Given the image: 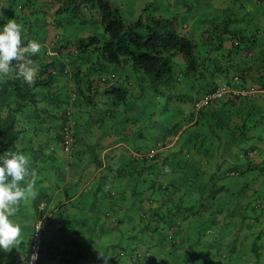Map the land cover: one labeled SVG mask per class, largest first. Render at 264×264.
<instances>
[{"label": "trees", "instance_id": "1", "mask_svg": "<svg viewBox=\"0 0 264 264\" xmlns=\"http://www.w3.org/2000/svg\"><path fill=\"white\" fill-rule=\"evenodd\" d=\"M28 1L37 3V6L31 5L25 11L24 4L17 3V0L0 1V24L15 18L23 26L24 42L36 39L42 45L37 53L29 54L38 68L37 75L31 84L18 75L15 67L0 78V155L7 150L24 152L17 150L14 145L21 136L33 130L36 133L39 124L38 116L47 110L43 104L56 98V92L50 91L54 78H61L65 82V87L75 91L79 101L77 108H80V113H83L85 117L74 131L76 141L70 153L71 158L81 162L79 169L83 174H86L90 168L100 169L95 192L104 196L98 202L94 201V205L98 204L104 214L113 212L112 216L109 214L105 216V221L99 225L100 229L116 233L120 230V226L125 225L129 220L130 216L124 214L119 216L118 210H113L114 202L125 197L122 192L112 200L116 191H120V185L123 186L121 190H127L128 197L133 200L141 195L147 194L150 197L151 194L162 192L163 194L158 196L164 198L170 195L168 192H176L181 188L179 202L182 203L185 196L190 201L198 199L205 201L206 198L202 196L203 190L205 185L208 186L210 183L207 200L213 198L211 200L214 206L209 207L211 215L210 218L207 215V221L211 220L216 227L212 228L208 224L207 227L213 229L217 237L210 242H203L200 246H197L200 243V237H197L193 241L196 243V248L189 249L184 255V260L187 261L186 257L188 259V255L193 250L199 249V251L196 250L195 257L205 264L210 263L212 256L209 244L215 247L213 256L218 255L222 239L231 232L233 223L230 216L238 214L234 211L223 212L216 199L218 200L217 197L225 186L214 183L215 178L220 179L216 172H209L206 176V171L202 169V162L207 164L208 155L213 152L211 145L217 150L221 145L224 147V143L218 144L216 139L219 141L220 138L227 136L233 142L228 145L231 147L232 144H241L242 141L253 138L251 132L257 127L264 131V98L262 96L264 94H260L262 99L259 101L228 96L199 109L191 108L186 101L193 103L206 92L212 91L219 81L231 83L234 76L237 77L235 87L243 88L254 84L259 90L264 91V38L259 40L254 35L241 34L244 30H240L241 26L237 25L242 21L234 20L230 15L213 20L205 32L197 40H193L180 33L175 15L171 17L155 15L152 11L149 12L148 7L141 10L137 19L127 23L113 0ZM72 9L75 13L85 11V14L78 16L81 25L91 23L99 26L102 38L95 34L96 30L93 28H77L76 31L69 28L66 32L61 30L54 34L60 42H52L48 51L41 36L38 35L39 29L49 31L47 29L50 26L48 27L47 20L51 19L54 29L60 30L63 12H70ZM91 9L95 10L96 15L91 13ZM86 10L90 13L86 14ZM37 15H42L46 23L41 25V28L38 27L37 32L30 31L31 21H34ZM225 43H229L226 44L229 48H225ZM135 72H142L146 76L140 78L137 74L133 76L134 81L131 82V73L135 74ZM172 87L175 91L170 90ZM99 89L102 91L101 94ZM147 91L156 94L157 97L162 96L164 92H170V94L165 96L166 102L159 107L158 114L155 112L147 114L148 118L143 129L140 127L139 120L132 121L125 114L117 118L121 112H124L118 110L121 104H126V99H130L131 102L138 101L147 95ZM170 100L174 102L168 104L167 101L170 102ZM98 104L108 106L102 109L97 107ZM130 105L134 107V104ZM143 108L151 109L152 107L145 104ZM4 109L7 112H4ZM138 109L140 111V108ZM117 111L118 115H116ZM168 111L172 113V116L167 115ZM80 113L79 117H81ZM159 114L169 119L166 127H163L164 121L160 116L155 118ZM23 120L29 121V124L22 122ZM88 123L94 124L93 129L85 130L84 126ZM185 123H189V126L182 128ZM128 127L134 131L133 134H127ZM191 128L202 132L207 131L206 137L204 135L209 140L205 149L206 153H201L198 149L199 144L194 145L193 137L187 135L186 145L191 143L194 149L193 154H189V158L182 155V151L186 149L182 147L183 144H179L180 149L176 152L166 155L157 152L149 158L150 160L140 163V171L137 173L134 171V164L137 163L134 162L131 151L128 149L135 148L143 153L146 151L143 150L146 145H148L147 148L156 147L158 142H163L168 136L175 135H178L175 141L177 143ZM94 129L96 131L91 132ZM194 135L197 138L199 134ZM141 136L144 137L140 138ZM257 138L259 145H249L238 155L239 158L245 159V168L241 173L237 172L238 175L252 171L261 155L264 160V135ZM143 141H145L144 145ZM202 143L204 144V141ZM116 144L121 146L115 148ZM163 145H165L164 142ZM117 150H123L126 154L125 160L115 164L111 159L114 158ZM26 156L33 158L34 161L46 159L44 154L38 152H31ZM223 163L224 161L221 165ZM28 169L30 174L31 168L28 167ZM217 170L220 172L221 166ZM115 179L116 188L119 190L113 188L114 194L111 195L109 182ZM175 184L177 187H174ZM109 200L111 201L108 202ZM138 203H141V199ZM161 218L165 222L164 217ZM246 218L241 217L237 221L247 220ZM146 224L148 222H145L143 228L147 226ZM105 225H108V228ZM252 225H255V234L264 232V217L260 215L252 218ZM189 236L193 238L192 235ZM135 237L137 235L132 232L118 239L125 241V238L128 240ZM148 239H150L149 236ZM43 242L44 240L40 245V264H42L44 253ZM91 246H93L92 243ZM128 246L118 241L111 242L110 248L114 252L108 256L107 264H125L127 258L119 257L118 253L129 249ZM254 248L253 246V251ZM107 250L106 247L103 258L108 255Z\"/></svg>", "mask_w": 264, "mask_h": 264}, {"label": "clouds", "instance_id": "2", "mask_svg": "<svg viewBox=\"0 0 264 264\" xmlns=\"http://www.w3.org/2000/svg\"><path fill=\"white\" fill-rule=\"evenodd\" d=\"M52 24H53L52 21L47 20V25L48 27L49 26L50 27L46 29L54 32L55 34L56 32H58V30H55ZM22 27H23L22 24L18 23L15 18L8 19L5 23L0 24V78H2L3 75L9 73L12 67H15L18 75L23 77L24 81L31 84L37 75L38 68L36 65H34L32 59H30L29 54L37 53L41 49L42 45L36 39L28 40L25 43L24 38L22 36ZM184 28L185 26L179 28V31L180 29L181 31H183L182 29ZM193 40H197V39H193ZM51 43L52 42H48L45 44L46 48H48V51L51 47ZM236 82H237L236 76L232 77L231 83L225 82L223 80L219 81L215 85V88L212 91L206 92L200 98L195 100L193 102L192 108L199 109L207 106L209 103L219 102L228 96H239V97L247 98L249 100H256V101L262 99L260 94H264V91L259 90L258 87L255 86L254 84H249V86L243 88H237L235 87ZM222 85H227L229 88H231L232 92L224 94L219 99L211 100L202 107H197V104L201 100H203L206 94L214 93L216 89L221 87ZM65 94L67 97L62 101H59V97L56 95V98H54L53 101L45 102L43 106H45L47 110H45L43 114L39 112L41 115H39L38 117H39V123L41 119H45L49 121L50 125H52V123H55L57 125L56 130L53 133V137L59 140V145L61 148L60 151L63 154V159L66 162H68L69 160L71 162H75L76 160L71 158V154H70L73 150L76 141L74 131L76 127H78V124L84 121L85 117L83 116V113H80L81 111L80 108L77 110L74 109L73 104H75L78 101L75 91L68 89L67 91H65ZM262 96L264 98V95ZM97 107L104 109L106 108V104H98ZM3 111L7 112L5 111V109ZM79 113L81 117L78 116ZM22 122L29 123V121L26 122L24 120ZM93 125H94L93 123L92 124L88 123L86 126H84V128L85 130H91L93 129ZM186 126L184 127L182 126V128H185ZM94 130L96 131V129ZM94 130H92L91 132H95ZM128 133L130 132L128 131L127 134ZM177 136L178 135L168 136L163 141L165 145H163V142L161 141L157 143L156 147L152 146L150 148H147L148 145H146V147L143 148V150L146 151H144L143 153L139 152L138 149L135 150L134 147L129 145V147L134 148L128 150L131 151V157L133 158L134 162L137 163L134 164L133 167L134 171L136 173L140 171L141 170L140 163L150 160L149 158L153 157L157 152L166 155L167 153L172 154L174 151L178 150L175 147L172 149L173 146L177 145V143H175ZM142 137L144 136H141L140 138ZM169 137H171L172 139L175 138L174 142H172V145L171 143L168 144L169 141L167 139ZM29 143L30 142H21L19 139L14 145V147H16L17 150L27 151L26 154H23L22 152L7 150L2 155H0V249L4 251H10L13 247H15L19 243V237L21 234V225L18 222H14L12 219H10V216L15 211L14 206L17 205L19 201H21L22 199H25L26 196L32 190V184L27 179L29 174V169H28L29 158L26 155L31 152H38L39 154H42L39 148L38 150L33 149V147ZM144 144L145 141H143V145ZM182 155L186 158L189 156V153L187 152V150L186 151L183 150ZM215 159L218 161L217 157ZM221 159L222 161H224L226 158L224 159L221 158ZM111 160L114 161V158ZM202 163H203L202 169L206 171V176H207V173L212 172L213 170L211 168L206 167L208 165V162L207 164H205L204 162ZM224 171H227L225 173V176L238 175L237 171L235 172L234 169L233 170L229 169ZM31 173H32V169L30 171V174ZM27 182L29 183L27 184L26 187L20 186L21 184ZM121 187L122 185L119 186V188ZM174 187H177V185L175 184ZM126 192L128 195L127 190ZM41 193H43V191H39L32 201L33 209L36 212V219L33 222V229L31 235L30 237H28L27 242L25 243L26 252L24 257V264H27L28 262L32 241L35 236L36 226H40L41 228L40 241L37 246V263H36V264H40L39 262V258H40L39 254L41 251L40 245L41 242L44 240L45 233L47 231V220L50 217V211L48 209V200L41 198L39 196ZM168 193L170 195L164 198L158 196L163 194L162 192L161 194H151L150 197H148V195L146 194L147 196L143 195L142 198L137 197V199L133 200L130 197H128V200H125L124 202L125 203L124 208L126 209L125 215L129 214L130 206H132L135 202H138L140 199H141V203L139 204L141 208V214L139 215L138 221H137L136 212L134 217H129L127 223H125V225H122L120 230L116 232L118 238H124L129 230H131L133 234L135 233V230H137L141 232L144 241L147 243V246H143L136 239V237L132 239H128L129 249H127L124 252L118 253L119 257L125 256L127 258L125 264L175 263V261L173 260H177L178 254L183 253L185 255L189 249H192L193 247L196 246V243H193L194 240L189 236L190 235L189 219L191 215L195 213L193 208L196 207V202L198 201V203H202L204 201L202 199H198L197 201L196 200L190 201L188 197L185 196V199L183 198L182 203H180L179 195L182 194L181 188L176 192L170 191ZM110 194L111 195L114 194L113 188H111ZM102 196L104 195L98 192L95 201L98 202L102 198ZM113 196L114 197L112 200L116 198L117 194ZM202 196H204V192ZM119 200L124 201L123 198ZM95 206H98L100 208L98 204ZM113 210L115 209L113 208ZM255 213L256 212H253L252 216ZM108 214L112 216L113 212H109ZM108 214L103 213L101 215L102 220L105 221ZM209 214L210 213L207 212V215L210 218L211 214L210 215ZM218 215L219 214H217V216ZM234 215L235 214H233V216ZM239 215L240 214L236 215L237 219L243 217L242 215H240L239 217ZM259 216L260 215H254L251 218L259 217ZM161 217H164L165 222L162 221ZM144 220H147L148 224H146L147 226L143 228V225L145 224L143 222ZM254 226L255 225H252V231H250V234H246V232L242 233L243 239L246 237L247 238L251 237L252 240V236L256 232ZM205 233L207 235L214 234L213 230L209 228L206 230ZM149 234L150 235L157 234V236H159L162 239V241H157L154 238L148 239V236L150 237ZM125 239L127 240V238ZM111 242L112 241H109L110 244ZM237 242H238V235L235 238V240L234 238L231 239V242L229 244L232 245L234 251H236V247L238 246ZM222 243L219 247L220 250L222 248ZM201 244L203 243L200 242L199 244H197V246H200ZM253 244L254 243L251 242L250 247H253L254 246ZM209 246L211 249L210 250L211 253L213 250L215 251V247L213 244H209ZM108 249H111L110 246L108 247ZM158 253L162 254V258H159ZM196 253L197 251L193 250L188 255V259L186 257V260L190 264L193 261L194 264L196 263V261L199 262L198 259L193 260V257L195 258L194 254ZM226 253H227L226 251L221 252L219 253V255L216 256L226 258ZM242 254L244 257L245 253ZM35 258H36V254L33 253L31 261L34 260ZM100 259H101L100 255L96 256V260L98 262L100 261ZM211 259H213V257H211ZM103 262H104L103 264H107L106 257L103 258ZM248 264L250 263L248 262Z\"/></svg>", "mask_w": 264, "mask_h": 264}, {"label": "rangeland", "instance_id": "3", "mask_svg": "<svg viewBox=\"0 0 264 264\" xmlns=\"http://www.w3.org/2000/svg\"><path fill=\"white\" fill-rule=\"evenodd\" d=\"M14 1H16V0H14ZM35 1H37V0H35ZM113 1L116 2L123 20L126 21L127 23L133 22L135 19H137V17L141 13L142 9H145L148 7L150 13H151V11H152V13H154L153 10L156 9L154 6L153 0H135V1H133V0H113ZM17 3L24 4L25 11H27L31 7V5L37 6V3L33 4L31 1H28V0H17ZM225 5H226V8L228 9V11L234 9V7L231 5V3L225 4ZM175 9L176 10H175L174 14L178 15V20L180 21V23L184 21L186 24L189 25L187 28L183 29L184 32H182L180 30L181 34L186 35L188 37L190 36L191 33H196L198 31L197 27L195 26L196 18L195 19L193 18L194 22L191 24L192 17L195 15H197V17H200V16H203L207 12V8L203 4L199 5L196 8H193L192 11L187 12V13L179 12L177 10V9H179L178 6L175 7ZM90 11H91V13L95 14V10L91 9ZM90 11L86 10V14L90 13ZM218 13L221 14L222 12H220L218 10ZM82 14H85V11H83L82 13H79V12L75 13V11L73 9L70 10V12L64 11L63 17H61V26L59 27L60 30H58V32H60L61 30L66 32V29H69V28H72L76 31L77 28L85 29L87 27V28L95 29L96 30L95 34L98 35L100 38H102V36L100 34L101 29L99 26H94L91 23H86V24L82 23V25H81V23H80L81 20L78 16H80ZM185 15L188 17L187 21H185L183 18ZM210 15L211 14H209L207 12V16H210ZM230 17L233 18L232 15H230ZM233 19L235 20L236 18H233ZM48 20L51 21V19H48ZM197 21H198V19H197ZM31 23H32V26H29L30 31L37 32V28L38 27L41 28V25L45 24L46 22L44 21V17L42 15H37L35 20L31 21ZM40 30L41 29H39L38 35L41 36V40H42V42L44 41L43 42L44 44H46L48 42H54V41L56 43L60 42L59 39L57 40V38L55 37L54 32L44 31V30L40 31ZM68 32L71 33V31H68ZM117 72H118V70H117ZM131 74H132V76L130 77L131 82L134 81L133 76H136L137 74L139 75L140 78H144L146 76L142 72H140V73L135 72V74L134 73H131ZM144 86H145V84H144ZM67 89L68 88L65 87V82L61 78L55 77L53 87L50 89V91L51 92L55 91L56 95L59 97V101H62L67 97L65 94V91H67ZM170 90L175 91V88L172 87ZM99 92L101 94L102 91L99 89ZM169 94H170V92H164L162 94V96L158 95V97H157L156 94H154L150 91H147V95L144 98L139 99L138 101L131 102L130 99H126V104H121L119 106L120 109L118 110V111L122 110L124 112H121L119 114L120 116H118L117 118H121L125 114V116L127 118H130V120H132V121L133 120H139V122L141 124L140 127H141V129H143L145 127V122L147 121V118H148L147 114H149L151 112H155L158 114L160 112L159 107L166 102L164 99L165 96L169 95ZM173 102H174V100H170V102L167 101L168 104L173 103ZM186 102L192 108L193 103H191L189 101H186ZM78 103H79V101H77L75 104H73L75 110L78 109L77 108ZM130 104H134V107L131 106ZM145 104L151 106L152 108L151 109L143 108ZM107 106L108 105H106V107ZM138 108H140V111ZM118 111H117L116 115H118V113H119ZM167 115L172 116V113L170 111H168ZM159 116L164 121L163 127H166L169 123V121H167V120H169V119L164 118L163 114H159V115L155 116V118H158ZM171 120H173V118H171ZM188 124L189 123H185L183 125V127L188 125ZM118 127H120V126H118ZM146 127H148V126L146 125ZM128 130L131 134H133L134 131H132L131 128L128 127ZM197 133L199 135L197 138H195L194 134H197ZM263 133H264L263 129L257 127L251 132V134L253 135V138H250L249 140L242 141L241 144L240 143H238L237 145L232 144L231 147L228 145L233 143V142L227 136L220 138L219 141L216 139V142L218 144L224 143V147L221 145L219 147V149L217 150V148H213L212 145L210 146V148L213 152H211L210 155H208L209 160H208V165L206 166L207 168H211L213 170V173L216 172L218 175V178H220L219 180L217 178H215L214 183L217 182V183L225 186V188L222 190V192L218 195V197H217L218 200L216 199V201H218V203L221 205L223 212L225 213L226 211H229V212L234 211V213L240 214L243 217H247L246 218L247 220L243 219V220L237 222V225L241 227L240 232L241 233L246 232V234H250V231H252V218L251 217H253L254 215H262L264 217V160H262L263 155H261L257 159V164L255 167L252 168V171H248L247 173H243L242 175L224 176V172H226L224 170L234 169L238 173H241L245 168V165H244L245 159L239 158L238 155L241 154L242 150L247 148L249 145H259V143L257 142L258 141L257 137L258 136L263 137V135H264ZM187 135H191V137H193L192 142L194 143V145L197 146L199 144L198 149L201 150V153L207 152L205 150V149H207V141L209 142V140H207L205 138L207 135V131L202 132L196 128H193V129L191 128L190 131L185 132L182 135L181 139H179V141L177 142V145L173 146L172 149L174 147L176 149H180L179 144H183L184 146H182V147H184V149H186L188 151V153L192 155L193 150H194L192 144L189 143V145H186V142H185V138ZM204 135H205V137H204ZM201 139L204 141V144L202 143L203 141ZM167 140L169 141L168 144L171 143V145H172V142H174L175 138L172 139L171 137H169ZM139 143H141V142H139ZM200 143H202V144H200ZM176 151H174V152H176ZM195 151H197V150L195 149ZM26 153H27V151L23 152V154H26ZM216 157L218 158V161L213 159ZM220 157L223 159L226 158L224 160L223 165H221L222 159ZM28 158H29L28 167H30L32 169V173L28 174L27 179L32 184V190L27 195L28 203H27L26 211H29L30 203L33 201L35 196L40 191V187H41L42 191L48 192V190H50V188L47 187L48 188L47 189L42 184L40 186V184L38 183L40 178H42V176L44 175L45 177H47L49 179L50 184H54V178H55L54 173L57 174L59 172L62 174V172H61L62 167H60V166L56 167V165H53V166H51L53 169H51V168H47V166L44 165L45 162L43 161V159H39L38 161H34L33 158H30V157H28ZM225 161H227V162H225ZM76 163H77V165L81 164V162H76ZM32 165L34 167H31ZM220 166H221V171L218 172L217 169ZM39 174H42L40 178H38L40 176ZM213 176H215V175H213ZM29 182L21 184L20 186L26 187ZM207 183H209V182L207 181ZM209 184H208V186H209ZM208 186L206 184L205 188L203 190V192H204L203 198L205 197L206 200L202 203H198V201L196 202V207L193 208L195 213L192 214L190 219H189L190 235H192V237H193L192 239L195 240L197 237H200L199 239H200V242H202V243L203 242H206V243L210 242L213 240V238L217 237L216 232H214L213 235H207L205 233L207 228H208L207 224L212 228L216 227L214 224L211 223V220H209V222L207 221V219H208L207 212L209 213V207L214 206V202L211 200L213 198L207 200ZM214 189H217V187H214ZM142 197H143V195L140 196V198H142ZM237 204H238V208H237ZM217 206L218 205L216 204V207ZM135 212L137 214V221H138L139 215L141 214V208H140V204L138 202H135L132 206H130L129 214L127 216L134 217ZM253 212H256V213L252 216ZM82 213H83V211H82V209H80V214H82ZM96 213H98V212H96ZM82 216H84V213L82 214ZM99 217H100V224H102V217L101 216H99ZM233 217H234V219L237 218L236 215H234ZM143 222L145 223V222H147V220H144ZM239 223H241L243 225H241ZM131 224H132V222H131ZM105 227L108 228V225H105ZM100 230H101V232H99V235L104 237V235L106 234L109 241H112V242L118 241L119 243H122L124 246L129 245L128 240H125V241L121 240L120 241L118 239V235L116 233H112L110 231L107 232L108 230H105V229H100ZM131 233H132V231H128L127 235H130ZM134 234L137 235L136 239L140 242V244H142L143 246H147V243L144 241L141 232L135 230ZM236 237H237V235H234V230L232 232H230V234L225 235V237L222 239V242H223L222 247H225V248L228 247V250L231 252H227L226 258H223V257L213 256L212 254H214V252H215L213 250L211 253L213 259H211L209 264H234V262L232 260L233 255L236 256L237 253H239V254L245 253L244 257H243V262L241 264H248V262L250 264H264V232H261L258 235L254 234L252 236V240H251V237H248V238L246 237L243 239L242 234L241 235L239 234L238 235V242H237L238 246L236 247V249L238 248V250H239L238 252H235L232 248V245H229L231 242V239L236 238ZM149 238H154L157 241H162V239L155 234H152ZM251 242L254 243L253 244L255 247L254 251L251 249L252 247H250ZM196 250L199 251V249H196ZM113 252H114L113 249L107 250L108 255H111ZM221 252H225V249L224 248H221V250L219 249V253H221ZM99 255L101 257L100 261L98 262L96 260V262H94V264L104 263L102 254H99ZM158 256H159V258H162L161 253H158ZM194 256H196V255H194ZM195 259L199 260V262L196 261L195 264H200L202 262V260L199 259L198 257H195V258L193 257V260H195ZM123 261H125V260H123ZM173 261L176 262L174 264H187L188 263L187 261L184 260V254L183 253L178 254L177 260H173ZM107 263H108V258H107ZM191 264H194V261Z\"/></svg>", "mask_w": 264, "mask_h": 264}, {"label": "crops", "instance_id": "4", "mask_svg": "<svg viewBox=\"0 0 264 264\" xmlns=\"http://www.w3.org/2000/svg\"><path fill=\"white\" fill-rule=\"evenodd\" d=\"M153 3L156 8L153 10L155 15L163 17L175 15L179 28L184 26L187 28L189 25L184 21L180 23L178 15L174 14L175 7H179L177 9L179 12L187 13L203 4L211 15L207 16L206 12L203 16L197 17L195 15L192 17L191 24L196 18L195 26L198 29L196 33L190 34L193 39H198L213 20H218L228 15H232L233 18L242 21L237 25L241 26L240 30H244L241 31V34L254 35L259 40L264 38V0H153ZM228 3H231L234 7L233 10L228 11L225 5ZM218 10L222 13H218ZM183 18L185 21L188 19L186 15ZM226 44L229 43H225V48H229ZM37 127L36 133L33 130L24 135V137L21 136L20 141L30 142L29 144L33 149L38 150L39 148L40 152L46 156V159L43 160L45 163H43L47 168L53 169L51 167L53 165L62 167V174L59 172L57 174L54 173V184H50L49 179L44 175L40 178L42 174H39L40 176L38 177L40 178L38 181L40 186L42 184L46 188H50L48 192L43 191L39 195L41 198L48 200V209L50 211L43 242L42 264H94L96 256L99 253L104 255L103 252L106 247L110 246L107 235L105 234L104 237L99 235V232H101L99 216L103 214V211L94 205L98 193L95 192V185L100 177V172H98L100 169L93 167L94 169L90 168L86 174H83L79 169L81 165H77L76 161H64L63 154L60 151L59 140L53 137L57 125L55 123L50 125L49 121L41 119ZM120 146L121 144H116L115 148ZM213 159L216 160L215 158ZM123 160H125V152L117 150L114 156L115 164ZM116 182V179L109 182L110 187L116 189ZM122 188L123 186L120 191H116V194L119 195V193L124 192V201L116 200L113 205V208L118 210L119 216L125 215L124 202L128 200L127 192L126 190H121ZM40 191H42L41 187ZM27 203L26 196L25 199H22L14 206L15 211L11 214L10 219L21 225L19 243L10 251L0 249V264H24L25 243L31 235L33 222L36 219V212L33 209L32 202L30 203L29 211H26ZM80 209H82L84 216H82L83 213L80 214ZM230 218L233 223L231 232L234 230V235H241L240 226L237 225L238 221H236L237 218L234 219L233 214ZM91 243L93 246H91ZM222 248L226 252H231L228 247ZM238 251L237 248L235 252ZM105 256L108 258L109 255ZM232 260L234 264H241L243 262V254L237 253L236 256L233 255Z\"/></svg>", "mask_w": 264, "mask_h": 264}, {"label": "built area", "instance_id": "5", "mask_svg": "<svg viewBox=\"0 0 264 264\" xmlns=\"http://www.w3.org/2000/svg\"><path fill=\"white\" fill-rule=\"evenodd\" d=\"M232 92L231 88H229L227 85H222L221 87L217 88L216 91L214 93L211 94H206L203 98V100H201L198 104L197 107H202L204 106L207 102L211 101V100H215V99H219L221 98L224 94ZM242 94V93H241ZM39 228V229H38ZM40 234H41V228L40 226H36V231H35V236L34 239L32 241V245H31V251H30V255L28 258V262L27 264H30L31 258H32V254L35 253L36 254V258L34 260L31 261V264H36L37 263V246L38 243L40 241Z\"/></svg>", "mask_w": 264, "mask_h": 264}]
</instances>
